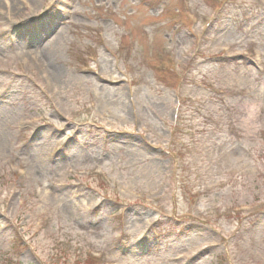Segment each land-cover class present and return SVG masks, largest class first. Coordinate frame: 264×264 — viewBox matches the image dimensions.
Wrapping results in <instances>:
<instances>
[{"label": "rangeland", "instance_id": "374dc122", "mask_svg": "<svg viewBox=\"0 0 264 264\" xmlns=\"http://www.w3.org/2000/svg\"><path fill=\"white\" fill-rule=\"evenodd\" d=\"M0 264H264V0H0Z\"/></svg>", "mask_w": 264, "mask_h": 264}, {"label": "bare ground", "instance_id": "6f19581e", "mask_svg": "<svg viewBox=\"0 0 264 264\" xmlns=\"http://www.w3.org/2000/svg\"><path fill=\"white\" fill-rule=\"evenodd\" d=\"M35 50L36 49H30V48H27L26 50H25V52H23V53H25L26 55H28L27 57H31V58H34L35 60H42V59H44L43 60V62L45 61V63H46V65H47V67H48V69H49V72L51 71V72H55L56 71V69H55V67H52V66H50L49 64H47V58H49V56H50V54H51V52L50 51H48V52H46V53H44V52H42L43 54H38V52H36L35 53ZM41 53V52H40ZM54 75V74H53Z\"/></svg>", "mask_w": 264, "mask_h": 264}]
</instances>
